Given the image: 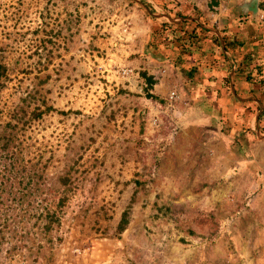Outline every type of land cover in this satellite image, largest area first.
<instances>
[{
  "label": "rangeland",
  "instance_id": "obj_1",
  "mask_svg": "<svg viewBox=\"0 0 264 264\" xmlns=\"http://www.w3.org/2000/svg\"><path fill=\"white\" fill-rule=\"evenodd\" d=\"M159 5L0 0L9 64L0 123L33 91L25 109L41 100L54 108L17 130L14 158L0 151V208L25 169L33 182L22 190L37 187L26 200H40L29 208L59 220L44 232V218L33 223L12 204L0 213V264H264V159L255 180L220 143L237 147L234 125L250 119L237 108L229 119L224 96L191 93L189 81L172 78L182 67L154 58ZM142 71L156 78L162 101L144 96ZM216 99L221 113L208 111ZM3 166L17 177L4 180Z\"/></svg>",
  "mask_w": 264,
  "mask_h": 264
},
{
  "label": "crops",
  "instance_id": "obj_2",
  "mask_svg": "<svg viewBox=\"0 0 264 264\" xmlns=\"http://www.w3.org/2000/svg\"><path fill=\"white\" fill-rule=\"evenodd\" d=\"M167 1L166 8L170 7L171 11L164 8ZM202 1L191 0L173 6L171 0H159L161 12L156 17L163 27L153 39L158 51L154 58L161 60L163 66H169L171 60L182 67L178 72L173 70L172 78L179 82L189 80L191 93L193 89L198 93L201 89L203 97L224 96L231 112L237 108L251 114L250 125H246L250 136L247 154L262 170L264 131L259 129L264 127V118H259L264 111V24L257 17L264 9V0ZM200 28L211 36L207 34L204 39ZM194 32L196 40L188 37ZM224 77H227V86L222 82ZM157 86L158 81L152 89ZM168 90L173 91L170 87ZM216 102L217 99L212 106L209 104L208 111L221 113ZM220 143L225 146L224 139Z\"/></svg>",
  "mask_w": 264,
  "mask_h": 264
},
{
  "label": "trees",
  "instance_id": "obj_3",
  "mask_svg": "<svg viewBox=\"0 0 264 264\" xmlns=\"http://www.w3.org/2000/svg\"><path fill=\"white\" fill-rule=\"evenodd\" d=\"M145 0H141V2H144ZM214 2V1H213ZM166 5H164V8L166 10H169L171 11L170 7H167L166 6H169V2H165ZM262 7H264V4H262ZM162 23L159 24V28L161 27ZM163 27V26H162ZM161 27V28H162ZM166 29V28H165ZM201 29V33L203 32H206L205 29L203 28H200ZM156 36V34H155ZM188 37H190L192 40H196L197 39V35H195V32L194 33H189L188 34ZM216 37L214 36L213 39H212V43L214 44L216 39ZM152 43V39H151V42L150 44ZM217 43V42H216ZM5 48L3 46L0 45V88L3 86V81L1 80V78H3V80L6 78L7 76V71H8V68H9V64L5 62ZM140 76L142 77V80L144 82V87H143V91H144V96L146 98H149L151 100H160L162 101V97H160L158 94H156L155 92L152 91V87L153 85L156 83V79L154 78L153 75L151 74H147L146 72L142 71L140 72ZM227 77H224L223 81L225 83L224 86L227 85ZM44 79L40 80L39 82H42ZM189 81V80H187ZM246 82H248L246 79L244 80ZM190 82V81H189ZM34 95H35V91H33L32 93H28L26 96L20 98L21 102L16 105L13 109H11V112L9 113V119L8 120H5L2 123H0V151H2L4 157L5 156H10L12 158H14L15 156V152H16V148L19 146V143H14L13 140H14V137L16 136V132L17 130L19 129H23L25 127V125L27 124V122H29L30 120L32 119H36L38 117H40L42 114L44 113H48L49 111H53V107L50 106V105H44V101L41 100L40 101V104L42 106V108L39 107V105H35L31 110H27V108L25 109L24 108V104H26L27 102H29L30 100H33L34 98ZM204 97H207V96H204ZM211 100V96L207 97ZM220 98V97H218ZM231 99V98H230ZM44 105V106H43ZM229 104L224 105V111L229 114V119H230V115L234 118H236V114L235 111L234 112H231L229 110ZM27 106V105H26ZM200 107V105H198ZM241 117L244 118V122H247L248 121V118L249 116L244 112V111H241V113H239ZM220 117V116H218ZM264 118V111L260 114V120ZM234 125V124H233ZM235 131L230 135L231 138H230V141H232L233 143H237L238 146L235 147V148H232L230 143L229 145H227L226 142L225 143V146H227V149L228 151L231 153L232 156H235L238 158V162L240 164H242L244 167H246V170L251 174L252 178H254L255 180L257 179H262V178H258V173L259 174H263L260 170V168H258V165L251 159H245L244 156H246V158H248L249 154V139H250V136H249V133H248V129L247 127L244 125H234V128H233ZM260 132H263L264 131V127H260L259 129ZM15 151V152H14ZM10 168V167H9ZM9 168H5L3 166V170L5 171V173H9V177L6 176V174H1V177L5 180H10L11 181V177L14 176V178H16L18 175V172L20 171V174L25 171V169H22V170H19V171H15L16 174H13L14 171H12V169L9 170ZM23 168V166H22ZM1 172V171H0ZM20 176V179L18 180V182L21 185V187L19 188L18 191H12V190H8L7 191V195H6V201H9V202H6L7 204L5 206H2L0 209V213L1 214H5L6 211L8 210H12L13 207L11 206L12 204H15L17 206V210L19 213H21L22 216H27V217H31L33 218V223L37 222V221H41L42 218H44L46 220V222H44L42 224V231L46 232L52 223H58V216L55 215V213L53 211H49V210H44L43 208V212L42 213V209H33L35 208L32 207V208H29V205L35 201V202H40L39 198L37 199L36 197H33L34 200H26L27 199V196L29 195H34L35 194V190H36V186L34 188L33 191H23L22 189H27V186L30 185L31 182H33V179L30 177V176ZM12 175V176H11ZM25 179V180H22ZM261 181V180H260ZM65 183V179H62V184ZM2 185H3V182L0 181V192L4 191L3 188H2ZM11 185V184H9ZM9 189L10 186H8ZM1 195V193H0ZM35 196V195H34ZM65 194H61L59 197H58V200H57V203L56 205L57 206H61L64 201H65ZM128 211H129V208H126L124 209L121 213H120V217L118 219V222L116 224V237L119 236V233H121L126 225H127V220H128ZM18 213V214H19ZM14 215V218L16 221H20L18 219V217H22L21 215ZM5 218L3 219H6L7 217L4 216ZM14 223V222H12ZM13 228H15V225L12 226Z\"/></svg>",
  "mask_w": 264,
  "mask_h": 264
},
{
  "label": "built area",
  "instance_id": "obj_4",
  "mask_svg": "<svg viewBox=\"0 0 264 264\" xmlns=\"http://www.w3.org/2000/svg\"><path fill=\"white\" fill-rule=\"evenodd\" d=\"M257 18L262 24H264V9L259 13Z\"/></svg>",
  "mask_w": 264,
  "mask_h": 264
}]
</instances>
